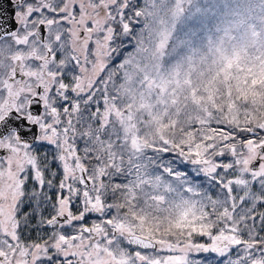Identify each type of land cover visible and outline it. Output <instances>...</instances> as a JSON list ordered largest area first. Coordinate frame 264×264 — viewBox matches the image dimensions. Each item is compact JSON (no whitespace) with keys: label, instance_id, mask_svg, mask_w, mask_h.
I'll return each instance as SVG.
<instances>
[{"label":"snow or ice","instance_id":"1","mask_svg":"<svg viewBox=\"0 0 264 264\" xmlns=\"http://www.w3.org/2000/svg\"><path fill=\"white\" fill-rule=\"evenodd\" d=\"M12 2L0 264H264V0Z\"/></svg>","mask_w":264,"mask_h":264},{"label":"water","instance_id":"2","mask_svg":"<svg viewBox=\"0 0 264 264\" xmlns=\"http://www.w3.org/2000/svg\"><path fill=\"white\" fill-rule=\"evenodd\" d=\"M0 12L7 17H11L13 14V5L8 4V0H0Z\"/></svg>","mask_w":264,"mask_h":264},{"label":"trees","instance_id":"3","mask_svg":"<svg viewBox=\"0 0 264 264\" xmlns=\"http://www.w3.org/2000/svg\"><path fill=\"white\" fill-rule=\"evenodd\" d=\"M26 210H27V209H26ZM44 215H47V212H45ZM91 220H92V217H89L88 222L90 223ZM37 222H38V218L35 219V220H33V224H35V223H37ZM44 231L47 232L48 230H47L46 228H44ZM31 236H32L33 238H35V236H36V232H32V233H31Z\"/></svg>","mask_w":264,"mask_h":264},{"label":"flooded vegetation","instance_id":"4","mask_svg":"<svg viewBox=\"0 0 264 264\" xmlns=\"http://www.w3.org/2000/svg\"><path fill=\"white\" fill-rule=\"evenodd\" d=\"M8 4H12L13 5V9H14L15 4L12 2V0H8ZM45 228L49 231V229L47 227H45ZM44 232H46V231H44Z\"/></svg>","mask_w":264,"mask_h":264}]
</instances>
